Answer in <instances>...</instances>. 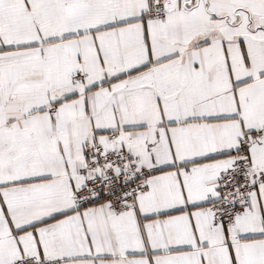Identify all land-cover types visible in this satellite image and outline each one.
<instances>
[{"label":"snow or ice","instance_id":"obj_1","mask_svg":"<svg viewBox=\"0 0 264 264\" xmlns=\"http://www.w3.org/2000/svg\"><path fill=\"white\" fill-rule=\"evenodd\" d=\"M0 264H264V0H0Z\"/></svg>","mask_w":264,"mask_h":264}]
</instances>
